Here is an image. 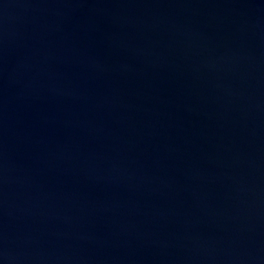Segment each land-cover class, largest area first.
Wrapping results in <instances>:
<instances>
[{
	"label": "water",
	"instance_id": "95a60500",
	"mask_svg": "<svg viewBox=\"0 0 264 264\" xmlns=\"http://www.w3.org/2000/svg\"><path fill=\"white\" fill-rule=\"evenodd\" d=\"M0 264H264V0H0Z\"/></svg>",
	"mask_w": 264,
	"mask_h": 264
}]
</instances>
